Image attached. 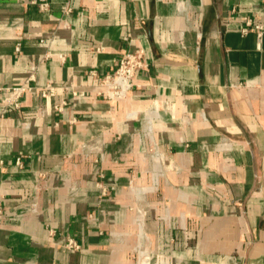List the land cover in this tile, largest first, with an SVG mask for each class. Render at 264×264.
<instances>
[{
	"label": "crops",
	"instance_id": "1",
	"mask_svg": "<svg viewBox=\"0 0 264 264\" xmlns=\"http://www.w3.org/2000/svg\"><path fill=\"white\" fill-rule=\"evenodd\" d=\"M33 1L0 0V264H264V0Z\"/></svg>",
	"mask_w": 264,
	"mask_h": 264
},
{
	"label": "built area",
	"instance_id": "2",
	"mask_svg": "<svg viewBox=\"0 0 264 264\" xmlns=\"http://www.w3.org/2000/svg\"><path fill=\"white\" fill-rule=\"evenodd\" d=\"M71 0H63L62 4V14L69 16L72 14V6L70 4ZM34 4L38 5L41 10H49L50 4L47 0H35ZM243 35H248L249 33H254L259 42L262 41L264 36V25L256 23V20L252 17H246L244 19V27L241 30ZM20 50V47H17V51ZM149 68V64L146 60L145 54L142 51L135 52H125L119 62L118 66L114 72L101 76L99 84V96L103 99L108 100L109 102H118L125 99L130 95L134 89V79L136 74L139 71H143ZM91 75H97L95 71L90 73ZM68 89V88H66ZM65 89V90H66ZM32 88L29 87L26 83L20 86H14L6 90L7 95L3 99V104L5 108H11L16 111L22 110V99L27 92L31 91ZM55 90L52 86L46 88L47 92L43 94L46 96L53 94ZM49 91V92H48ZM76 96V93H73ZM67 102L63 101L59 106H56L58 112H63L67 106ZM3 114H0V117H3ZM16 165L19 168H24V163L21 157L17 158ZM97 188L100 191L101 197H110L116 191L115 185H108L105 182V178L101 177L96 183ZM2 213V206L0 204V214ZM54 235V232H51V236ZM65 249L69 251H80L82 249L81 244L73 237L69 236L65 244Z\"/></svg>",
	"mask_w": 264,
	"mask_h": 264
}]
</instances>
